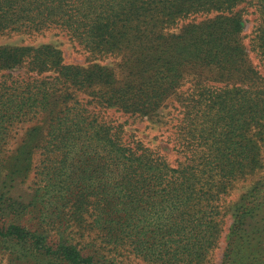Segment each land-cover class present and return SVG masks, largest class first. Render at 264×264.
I'll return each mask as SVG.
<instances>
[{
    "label": "trees",
    "instance_id": "trees-1",
    "mask_svg": "<svg viewBox=\"0 0 264 264\" xmlns=\"http://www.w3.org/2000/svg\"><path fill=\"white\" fill-rule=\"evenodd\" d=\"M241 5L256 15L251 47L264 62V0H0V35L58 28L114 61L82 66L52 44H0V263L119 264L124 248L203 264L220 199L264 169V76L244 45ZM186 83L173 160L100 114L156 120ZM226 211L220 264H264V175Z\"/></svg>",
    "mask_w": 264,
    "mask_h": 264
},
{
    "label": "rangeland",
    "instance_id": "rangeland-1",
    "mask_svg": "<svg viewBox=\"0 0 264 264\" xmlns=\"http://www.w3.org/2000/svg\"><path fill=\"white\" fill-rule=\"evenodd\" d=\"M239 9L246 12L243 17L246 19L244 24V29L242 36L244 35V45L248 49V54L253 57V65L259 71L261 75L264 76V62L259 59L256 50L251 47L252 31L254 29L256 15L252 12L251 7L241 5ZM209 16H213L211 13L209 15L196 14L187 19H181L177 22L175 26L169 29L170 32L178 31L183 25L189 21H200ZM0 44L9 45H40V44H52L62 51L64 60L67 63L78 64L86 66L88 64L99 62L101 64L111 65L114 61L113 58L108 56L104 59L101 57H93L89 51L84 49L80 44L75 42V40L69 38L65 31L60 29H49L41 33L27 34V33H5L0 35ZM189 84L186 83L179 88L176 95L170 97L159 110L158 117L156 120H150L145 117L139 118L135 117L136 114H132L121 109L110 107L102 108L100 114L109 119L115 120L114 123H123V134L125 137H132V139L142 140L149 147L156 149V147H168L169 157L171 160L174 157H179L176 152L178 147V124L183 115L184 111V101L188 97L190 91L188 89ZM34 124V121L20 123L17 125L13 132V137L11 139L10 146L15 148L23 139L24 131L27 127ZM174 150H171V148ZM159 150V149H158ZM160 151V150H159ZM168 151V150H167ZM38 157V151L34 155V158ZM264 175V169L261 171H256L252 174L245 175L242 179L236 180L233 185L229 188L228 192L222 196L219 201V211L218 215V237H216L214 246L210 249L207 254L203 264H220L222 259V252L226 244V236L231 225V215L230 212L226 211L229 204L238 200L239 196L248 189V187L255 181ZM89 237H93L90 232ZM7 253L6 249L0 248V257L4 258V254ZM118 256L119 264H157L152 263L142 257L135 255L133 253L127 252V249H122ZM2 264V263H0Z\"/></svg>",
    "mask_w": 264,
    "mask_h": 264
}]
</instances>
